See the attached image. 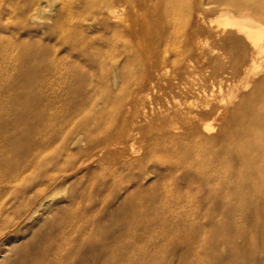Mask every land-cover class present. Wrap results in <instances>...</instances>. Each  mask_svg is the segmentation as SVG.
<instances>
[{"label":"rangeland","instance_id":"rangeland-1","mask_svg":"<svg viewBox=\"0 0 264 264\" xmlns=\"http://www.w3.org/2000/svg\"><path fill=\"white\" fill-rule=\"evenodd\" d=\"M29 1L0 0L4 87L15 77V55L22 51L12 46L20 42L46 57L56 54L66 60L75 56L72 44L97 49L105 45L102 33L67 17L64 10L70 4L65 0H56L44 19L35 21L28 19ZM174 1V18L155 23L150 35L134 44L139 49L148 46L154 56L168 38L170 21L194 30L197 48L184 71L171 66L153 70L147 83L130 93L131 102L122 110L148 137L165 138L156 155L143 156L140 131L134 132L126 151L80 149L68 164L63 163L64 145L50 131L34 135L26 154L12 150L0 161V264H263L264 194L258 195L260 186L254 184L257 176L264 177L263 146L255 153L245 152L233 146L236 141L231 138V159L216 167L215 184L208 190L199 182L187 184L177 167L173 142L183 148L197 142L209 145L219 127L229 123L243 95L264 92V19L235 10L225 0ZM190 2L195 3L194 17L187 20L184 11ZM223 15L251 18L260 25L263 36L256 40L255 50L236 27L219 24ZM161 25L167 27L164 33ZM238 41L244 45L243 59L237 57ZM36 89L51 95L50 89ZM63 91L58 88L57 93ZM64 98L59 96L52 106L69 119L60 107ZM44 104L36 97L32 105L43 111ZM211 106L218 118L204 119L210 128L198 126L200 134L187 138L192 114ZM22 107L21 100L11 104L0 96V114L11 116ZM80 122V117L69 119L64 130ZM233 130L231 121V134ZM16 138L26 143V136ZM1 152L9 153L4 147ZM76 159L85 162L72 167ZM169 191L171 199L165 194ZM190 204L198 207L199 216L189 211ZM192 220L203 226L201 231L188 229Z\"/></svg>","mask_w":264,"mask_h":264},{"label":"bare ground","instance_id":"bare-ground-1","mask_svg":"<svg viewBox=\"0 0 264 264\" xmlns=\"http://www.w3.org/2000/svg\"><path fill=\"white\" fill-rule=\"evenodd\" d=\"M65 1L70 4L64 10L69 19L77 18L79 25L85 23L93 31L106 36L103 39L104 48L72 44L70 49L76 52L75 56L66 60L56 54L46 57L43 51L25 43L20 42L12 46L22 52L15 55L19 62H15V77L11 79L8 87L3 86V82H6L5 71L0 69V96L7 97L11 104L21 100L23 107L20 111L12 112L11 116L0 114L2 133L0 147L7 148L9 152H4V155L1 152L0 161L8 159L10 152L18 148L21 149L22 155L26 154L33 143L32 137L44 131L56 135L64 145L65 164H68L75 156V151L80 149L101 150L111 147L117 152L126 151L129 143L135 138V131L143 133L142 147L145 150L143 156L156 155L158 145L165 141V138L148 137V132L137 126L134 118L127 116L122 110L131 102L130 93L147 83L153 70L165 66H171L179 71L185 70L189 57L197 48L194 30L175 27L168 21V25L172 26L168 38L162 41V48L155 51L153 56L148 46L139 49L134 41L139 43L142 37L144 40L149 36L155 23L174 18L175 10L170 7L174 0ZM155 1L159 3L155 5ZM55 2L56 0H30L28 19L31 21L44 19L43 15L50 11V6ZM225 3L235 10L259 15L264 19V0H225ZM194 5L195 3H188L184 11L187 20L194 17ZM73 7L76 8L75 11L72 10ZM219 24L224 27H236L251 42L252 50L257 48L256 40L263 36L260 25L251 18L236 19L223 15ZM161 28L162 33L167 31L166 25H161ZM238 46L241 52L237 57L243 59L244 45L238 41ZM79 56H82L83 60H76ZM1 63L0 61V68H3ZM36 88L50 89L51 95L44 94ZM58 88H64L61 95L57 93ZM114 88L118 90L116 93L113 92ZM59 96L65 97L60 107L65 108L66 116L69 119L81 118L80 123L66 130L64 128L67 127L69 119L60 115L62 112L59 113V107L52 106ZM36 97L45 103V107L47 106L43 111H37L33 107ZM69 98L71 100L67 102ZM104 114L107 116L104 117ZM217 114L213 106L194 112L192 114L194 121L190 124L192 127L187 133V138L200 134L198 126L209 129L210 126L202 121L207 118L214 121L218 118ZM55 120L57 124L52 126L51 123ZM231 121L234 125L232 134ZM11 125L16 130H13ZM19 134L26 136L24 145L16 138ZM231 138L236 141L232 145H239L245 152L255 153L262 146L264 148V92L253 91L243 95L239 104L230 112L229 123L219 127L218 133L210 138L209 145L197 142L190 148H183L184 146L180 147L181 144L178 146V142H173L177 147L173 151L177 167L184 173L188 185L199 182L202 186H208V190L213 188L216 167L231 159ZM131 147L130 145L129 148ZM78 159L73 161L72 167H78L85 162ZM147 176L148 173L145 179ZM255 183L260 186L258 195H263L264 177L257 176ZM165 194L169 199L173 196L171 191ZM186 208L185 211L189 209L195 216H199L196 205L190 204L188 209ZM196 224L193 220L188 222L190 227L188 229L201 231L203 226ZM173 231L181 230L171 228V232ZM199 253L200 250L195 249V257H199Z\"/></svg>","mask_w":264,"mask_h":264}]
</instances>
